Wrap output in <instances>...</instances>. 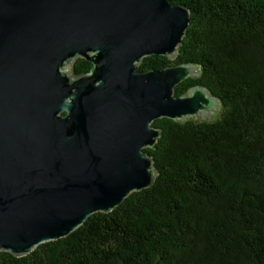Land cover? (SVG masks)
Masks as SVG:
<instances>
[{"label":"water","instance_id":"obj_1","mask_svg":"<svg viewBox=\"0 0 264 264\" xmlns=\"http://www.w3.org/2000/svg\"><path fill=\"white\" fill-rule=\"evenodd\" d=\"M190 21L171 0H0V251L25 256L149 188L154 120L214 117L205 86L175 95L195 66L137 68L175 58ZM79 57L92 68L70 75Z\"/></svg>","mask_w":264,"mask_h":264},{"label":"trees","instance_id":"obj_2","mask_svg":"<svg viewBox=\"0 0 264 264\" xmlns=\"http://www.w3.org/2000/svg\"><path fill=\"white\" fill-rule=\"evenodd\" d=\"M171 1L191 14L175 58L146 56L137 68L195 66L175 95L205 86L214 117L154 120L149 188L25 256L0 251V264H264V0ZM91 68L71 64L73 76Z\"/></svg>","mask_w":264,"mask_h":264},{"label":"rangeland","instance_id":"obj_3","mask_svg":"<svg viewBox=\"0 0 264 264\" xmlns=\"http://www.w3.org/2000/svg\"><path fill=\"white\" fill-rule=\"evenodd\" d=\"M67 70H68L69 74L72 75V72H71V65L67 67ZM200 114H202V113H200ZM192 117L195 118V119H198L196 116H192ZM203 119H204V118L201 117V118L198 119V120H203Z\"/></svg>","mask_w":264,"mask_h":264}]
</instances>
